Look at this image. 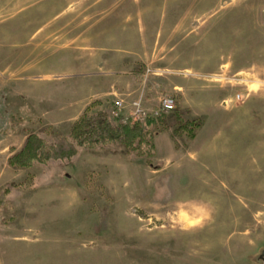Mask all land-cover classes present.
Wrapping results in <instances>:
<instances>
[{
    "label": "rangeland",
    "instance_id": "obj_1",
    "mask_svg": "<svg viewBox=\"0 0 264 264\" xmlns=\"http://www.w3.org/2000/svg\"><path fill=\"white\" fill-rule=\"evenodd\" d=\"M171 1L169 48L167 0H0V190L16 183L0 207V264H264V0ZM122 58L145 92L148 69L167 78L171 131L178 116L206 123L181 104L209 115L195 144L154 128L151 158L110 145L8 163L29 133L68 134L85 105L95 111L88 92L112 76L96 73L110 70L102 60ZM181 84L191 92L168 90Z\"/></svg>",
    "mask_w": 264,
    "mask_h": 264
},
{
    "label": "trees",
    "instance_id": "obj_2",
    "mask_svg": "<svg viewBox=\"0 0 264 264\" xmlns=\"http://www.w3.org/2000/svg\"><path fill=\"white\" fill-rule=\"evenodd\" d=\"M134 76L138 84L143 82V73L139 69L134 70ZM97 104L100 102H92L86 107L73 122L68 134L54 132L50 127L45 129L46 136L37 132L29 133L22 147L10 155L8 163L15 168H30L50 161H71L80 148L93 149L110 145L123 146L127 153L139 157L151 158L155 155L154 128L159 132L168 129L170 113L148 116L144 121H121L111 114L112 103L91 111V107ZM202 124V118L183 121L178 116L177 124L171 131L172 136L187 135L194 139ZM175 146L179 147L177 141ZM15 187L16 183L10 182L0 190V207L7 203V195Z\"/></svg>",
    "mask_w": 264,
    "mask_h": 264
},
{
    "label": "crops",
    "instance_id": "obj_3",
    "mask_svg": "<svg viewBox=\"0 0 264 264\" xmlns=\"http://www.w3.org/2000/svg\"><path fill=\"white\" fill-rule=\"evenodd\" d=\"M171 3H172L171 0H167V8H169V10H167L168 16H167V18H165L166 26H165L164 34H163L164 44L169 45V48H171V44H170V41L167 40V36L170 37L172 35L170 29L175 26L171 23L172 21H170L171 20V5H172ZM0 8H2L3 10L5 9L1 5H0ZM180 21L182 22L184 20L180 17ZM160 36L162 37V35H160ZM102 61L103 62L101 64L103 66L104 65L109 66L110 70H108V71L96 70V71H98L96 73H98V74H110L112 76L109 78L106 85L100 86V87H98V89L94 88V90L92 89L88 92L89 94H91L92 97H95V98L101 97L100 101L102 103H101V105L96 106V110L103 107V105L105 104L104 101L108 100V102L112 103L116 98H122L125 102V108H124L123 112L127 115L130 114L131 108H132L131 102L139 96V94L141 93V90H142L140 87V86H142V84H138L135 80L134 68L132 67V68L125 69L124 68V62H125L124 58L119 59V60L116 59L114 63H112L113 61L111 62V61H108L107 59H104ZM153 61H154L155 65L156 64L162 65V63L166 64L167 63V56H166V54L156 55V53H155V57H154ZM91 62H93V61L91 60ZM91 62H90V65L95 66ZM113 64L120 65V68H122V69H120V70L113 69V66H114ZM158 70L159 69L151 68V73H150V78H149L150 79V82H149L150 83V93H148L147 91L145 92V90H144L145 98L143 101V106L147 111L152 110L158 104L160 96H161L160 91L162 89L167 91V78H160V76H159L160 71H158ZM176 88H178L183 94L191 92L189 90V88L184 84L176 85V86L174 85V87L169 88L168 90L170 92H173V91L177 92ZM91 100H89V101H91ZM186 101L187 100L182 99L183 103H187ZM86 107L87 106L85 105L84 110L86 109ZM180 107H181V109H185V108L189 109L194 115L204 114L207 118L206 123L204 124V126L201 129H199V133L194 138V144H195L196 140L198 139V137L200 135V132L204 131L202 129L207 127V124L209 121V115L207 113H205L204 111H200L199 106H196L195 102H193V101H192V104H184V105L181 104ZM163 133H167L168 135H170L169 137H171V130L166 129V130H163V131H160L159 133H157V135L155 136V140H156L157 136L163 135ZM155 145H156V143H155ZM174 147H175V143H174ZM83 149L82 148L80 149V151L78 152L76 157L80 156L81 151H83ZM85 150L89 151V149H87V148L84 149V151ZM175 150L180 151L176 147H175ZM195 151H196L195 148H193L191 146L190 148L187 149L186 152H187V154H191V153H195ZM157 153H158V148H157ZM83 154L86 155L87 152H83ZM159 155L162 156L161 159L163 161V167L166 166L167 165V157L165 158V155H162V154H159ZM160 169H162V168H158V170H160Z\"/></svg>",
    "mask_w": 264,
    "mask_h": 264
},
{
    "label": "built area",
    "instance_id": "obj_4",
    "mask_svg": "<svg viewBox=\"0 0 264 264\" xmlns=\"http://www.w3.org/2000/svg\"><path fill=\"white\" fill-rule=\"evenodd\" d=\"M150 72L151 69H148L144 77L145 79ZM144 98L145 94L144 90L142 89L139 96L131 102V113L128 115L123 112L125 108L124 100L122 98H116L112 102L111 114L114 117L119 118L121 121H144L148 116H159L163 113H169L177 107V101L175 97L166 93L160 96L158 104L152 110L147 111L143 106ZM236 99H242V95L237 94ZM225 101L229 103L232 101V99Z\"/></svg>",
    "mask_w": 264,
    "mask_h": 264
}]
</instances>
